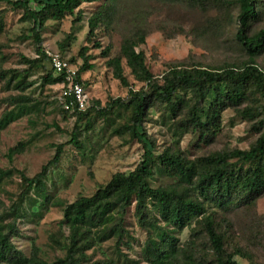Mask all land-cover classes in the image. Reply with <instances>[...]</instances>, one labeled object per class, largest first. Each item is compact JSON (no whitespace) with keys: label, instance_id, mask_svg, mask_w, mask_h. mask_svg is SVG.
<instances>
[{"label":"rangeland","instance_id":"374dc122","mask_svg":"<svg viewBox=\"0 0 264 264\" xmlns=\"http://www.w3.org/2000/svg\"><path fill=\"white\" fill-rule=\"evenodd\" d=\"M255 1L258 14L248 36L264 29V0ZM108 3L109 0L83 2L79 24H72L67 17L47 22L40 32L41 48L67 61L74 60L76 69L83 63L78 57L80 49L88 48L86 55L91 56L89 63L93 69L81 73V77L88 103L94 107L80 118L62 111L59 87L44 80L51 70L49 62L35 63L39 55L37 45L29 38L31 24L24 20L21 11L0 4V120L13 109L25 110L21 118L0 130V168L13 171L11 178L0 185V209H8L12 203L21 204L11 241L26 258L33 247L46 263L63 258L65 251L60 244L68 231L63 225L60 204L92 196L114 174L132 172L141 161V145L130 135L117 133L128 122L130 112L116 107L103 117L95 111L105 108L113 99L127 98L128 89L114 79L112 68L107 65L108 60L119 56L124 38L137 33L145 35V42L137 51L143 52L147 69L159 82L171 64L223 70L249 63L247 52L235 39L239 28L235 0ZM99 11L102 16L89 35L87 20ZM95 44L100 48H94ZM106 48L105 57L101 52ZM254 63L263 71L264 48ZM121 64L130 88L141 89L144 85L134 80L125 60ZM263 107L264 94L253 91L240 106L225 109L216 128L205 130L191 123L187 109L172 115L164 104H152L139 129L148 137L156 163L150 186L167 187L174 183L159 168L158 158L166 151L192 162L214 153L248 150L261 132L260 117L250 120L242 111ZM58 145L63 146L62 154L58 164L46 172L44 195L37 188L27 189L18 172L34 177L53 158ZM206 215L212 218L223 239L225 257L238 264H264V194L252 204L233 200L222 208L207 205ZM120 222L126 231L121 243L110 238L94 245L85 251L88 262L150 264L142 255L147 232L137 223L134 205L125 213L118 210L108 215L102 227ZM173 233L178 248L173 264L183 261L184 253L197 264H217L203 223L194 220Z\"/></svg>","mask_w":264,"mask_h":264},{"label":"trees","instance_id":"16d2710c","mask_svg":"<svg viewBox=\"0 0 264 264\" xmlns=\"http://www.w3.org/2000/svg\"><path fill=\"white\" fill-rule=\"evenodd\" d=\"M100 0H0L13 10L21 11L24 20L31 27L30 37L37 45L39 62H49L46 51L41 48L40 32L47 22L63 21L70 17L72 24L82 21L83 2L96 3ZM239 8L235 34L236 41L247 52L249 63L242 67H230L223 70L203 68H186L181 64H171L159 82L145 65L143 52L137 48L144 44L145 35L137 33L122 40L119 56L107 61L112 68L114 79L128 89L127 98L113 99L105 108L97 109L96 114L107 116L116 107L130 112L129 120L119 127L117 133H126L142 147L140 163L129 173H116L90 197L80 196L71 203H61L63 225L68 235L60 247L65 256L52 263L39 259L38 249L33 247L31 255L26 258L18 251L11 239L16 234L15 219L21 212L20 203H12L8 209H0V264H91L86 259L85 251L94 245L116 238L121 243L126 231L122 223L102 227V221L114 211L123 213L134 205V215L138 225L147 232V239L142 250L146 262L150 264H173L176 262L178 248L174 230L188 227L192 221L203 223L211 249L217 264H238L232 258L225 257L223 239L215 230L213 220L206 215V206L224 207L236 200L252 204L264 194V107L245 109L242 115L258 121V138L248 150H233L227 153H214L192 162L185 161L178 154L164 152L158 158L159 168L174 183L167 187L152 188L155 159L151 144L145 133L139 129L144 122L147 108L152 104H164L172 115L188 110L191 123L200 129L216 128L220 114L230 106H240L251 92L264 94V68L260 71L254 59L264 48V29L252 36L247 32L251 23L257 19L255 0H235ZM112 0H109L111 5ZM105 5L104 7H108ZM102 16L101 11L87 20L89 35ZM2 22L0 19V30ZM94 48H100L95 44ZM107 48L101 54L107 56ZM87 47H82L78 57L83 60L77 69L79 82L85 91L81 73L93 69ZM61 56V55H60ZM62 57V56H61ZM129 69L134 80L144 86L139 90L130 88L124 76L121 61ZM74 65V60H68ZM47 84L59 86L61 77L54 76L52 70L44 77ZM86 93V91H85ZM89 105L83 111H73L80 118L93 109ZM62 109V108H61ZM63 112H66L62 109ZM24 108L18 107L5 113L0 120V130L21 118ZM62 145L55 147L53 158L32 178L18 172L27 189L37 188L44 195V178L49 167L58 164ZM14 151H10V158ZM230 160H235L231 162ZM238 163V164H237ZM13 171L0 168V185L11 178ZM194 195V196H192ZM172 230H171V229ZM179 264H197L192 256H186ZM92 264H112L95 262Z\"/></svg>","mask_w":264,"mask_h":264},{"label":"built area","instance_id":"2783aa9c","mask_svg":"<svg viewBox=\"0 0 264 264\" xmlns=\"http://www.w3.org/2000/svg\"><path fill=\"white\" fill-rule=\"evenodd\" d=\"M46 55L54 76L61 77L63 80L58 86L60 89L59 103L61 108L69 113L85 110L89 100L82 84L78 80L77 69L57 53L46 51Z\"/></svg>","mask_w":264,"mask_h":264}]
</instances>
